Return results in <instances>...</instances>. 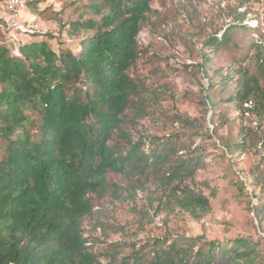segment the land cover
Masks as SVG:
<instances>
[{
  "label": "trees",
  "instance_id": "1",
  "mask_svg": "<svg viewBox=\"0 0 264 264\" xmlns=\"http://www.w3.org/2000/svg\"><path fill=\"white\" fill-rule=\"evenodd\" d=\"M89 2L99 18L69 24L72 35L90 33L76 53L53 51L46 41L23 43L15 55L0 45V264H259L261 241L248 238L219 243L165 235L120 259L100 260L90 251L82 221L95 198L120 190L107 183L108 173L136 190L156 180L163 205L194 218L209 203L186 183L198 157L174 159L173 136L131 140L124 122L142 90L127 72L151 0ZM231 29L205 46L224 43ZM235 100L240 109L264 110V89L246 78ZM248 139L243 134L235 145ZM260 143L264 149V137ZM254 212L264 221L263 206Z\"/></svg>",
  "mask_w": 264,
  "mask_h": 264
},
{
  "label": "rangeland",
  "instance_id": "2",
  "mask_svg": "<svg viewBox=\"0 0 264 264\" xmlns=\"http://www.w3.org/2000/svg\"><path fill=\"white\" fill-rule=\"evenodd\" d=\"M89 3H31L22 17L45 32L19 35L18 42L4 45L12 55L19 45L39 41L56 52L76 53L90 33L72 35L69 24L99 18ZM150 7L138 34V56L127 72L142 88L134 98L140 110L131 105L124 122L131 140L173 136L174 159L198 157L186 183L208 200L209 210L194 218L177 206L165 207L156 180L136 190L124 176L108 173L107 183L120 190L94 199L82 221L83 237L100 260L112 254L120 259L165 235L219 243L248 238L261 241L259 264H264V221L254 212L263 206L264 214V110L240 109L235 100L246 78L255 77L264 89V0H151ZM229 28L224 43L205 46ZM243 134L249 139L240 148Z\"/></svg>",
  "mask_w": 264,
  "mask_h": 264
},
{
  "label": "built area",
  "instance_id": "3",
  "mask_svg": "<svg viewBox=\"0 0 264 264\" xmlns=\"http://www.w3.org/2000/svg\"><path fill=\"white\" fill-rule=\"evenodd\" d=\"M38 0H0V45L6 41L18 42L16 36H29L41 31L35 22L27 21L22 17V12L28 3Z\"/></svg>",
  "mask_w": 264,
  "mask_h": 264
}]
</instances>
